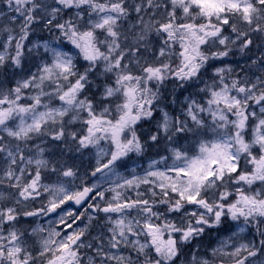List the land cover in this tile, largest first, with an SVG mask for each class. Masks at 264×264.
<instances>
[{"label": "snow or ice", "instance_id": "6c2138e0", "mask_svg": "<svg viewBox=\"0 0 264 264\" xmlns=\"http://www.w3.org/2000/svg\"><path fill=\"white\" fill-rule=\"evenodd\" d=\"M0 264H264V0H0Z\"/></svg>", "mask_w": 264, "mask_h": 264}]
</instances>
